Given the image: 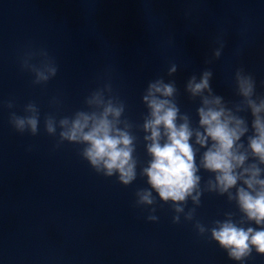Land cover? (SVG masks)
I'll list each match as a JSON object with an SVG mask.
<instances>
[{"label": "clouds", "instance_id": "clouds-1", "mask_svg": "<svg viewBox=\"0 0 264 264\" xmlns=\"http://www.w3.org/2000/svg\"><path fill=\"white\" fill-rule=\"evenodd\" d=\"M169 43H174L171 37ZM213 43L204 65L223 56L225 33L219 32ZM242 51L238 47L234 55ZM18 63L31 74L33 86L47 85L60 70L43 46H26ZM180 67L170 61L165 75L147 82L140 122L127 115V101L110 77H101L83 97L82 107L68 115L60 114L59 95L49 99L54 110L43 117L35 100L23 105L22 114L13 110L14 98L0 100V107L9 110L8 124L21 136H39L42 121L44 134L54 140L53 150L66 143L79 146L78 155L97 175L115 177L124 187L143 178L148 186L136 189L133 207L146 213L147 222H158V209L169 205L173 224L191 223L198 237L215 242L229 260L248 264L254 253L264 256V93L257 91L254 74L241 65L231 76L238 99H226L212 86L213 69L204 67L183 86V93L199 102L194 122L190 112L181 110L174 79ZM141 143L147 161L137 155ZM203 173L209 174L207 179ZM205 194L222 197L229 206L209 223L197 218Z\"/></svg>", "mask_w": 264, "mask_h": 264}]
</instances>
